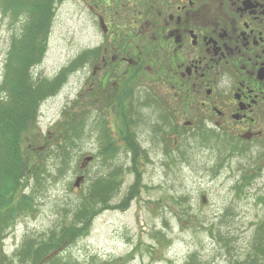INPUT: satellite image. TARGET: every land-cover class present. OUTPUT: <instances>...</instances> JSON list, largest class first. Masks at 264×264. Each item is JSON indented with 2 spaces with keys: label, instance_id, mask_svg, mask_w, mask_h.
I'll list each match as a JSON object with an SVG mask.
<instances>
[{
  "label": "rangeland",
  "instance_id": "374dc122",
  "mask_svg": "<svg viewBox=\"0 0 264 264\" xmlns=\"http://www.w3.org/2000/svg\"><path fill=\"white\" fill-rule=\"evenodd\" d=\"M1 4L0 100L7 106L11 93L1 86L5 65H15L12 37L25 34L27 18L4 15ZM47 32L46 39L39 34L44 54L30 69L32 79L45 93L43 81L65 76L58 92L37 109L32 131L21 137L38 178H23L16 201L32 196L33 208L10 221L0 245L3 255L14 264H32L28 240L48 241L55 231L74 225L88 232L55 250L48 245L43 260L62 252L68 264H260L264 145L216 149L185 134L171 137L162 149L145 129L144 136L128 137L120 149H102L106 137L118 140L115 127L100 104L88 99L85 63L76 71L80 66L71 65L97 40L84 5L57 1ZM22 48L24 54L34 49ZM86 157L93 160L82 169Z\"/></svg>",
  "mask_w": 264,
  "mask_h": 264
},
{
  "label": "flooded vegetation",
  "instance_id": "af4514ba",
  "mask_svg": "<svg viewBox=\"0 0 264 264\" xmlns=\"http://www.w3.org/2000/svg\"><path fill=\"white\" fill-rule=\"evenodd\" d=\"M79 1L97 37L84 51L88 99L118 139L102 149L145 129L162 149L185 134L264 145V0Z\"/></svg>",
  "mask_w": 264,
  "mask_h": 264
},
{
  "label": "trees",
  "instance_id": "16d2710c",
  "mask_svg": "<svg viewBox=\"0 0 264 264\" xmlns=\"http://www.w3.org/2000/svg\"><path fill=\"white\" fill-rule=\"evenodd\" d=\"M59 0H1V11L4 15L11 13L14 18L25 15V34L13 35L11 57L14 58L15 65H5V73L1 84L3 92H10V102L7 106H2L0 100V245L4 239V232L9 227L10 221L14 220L16 214L24 210L32 209V196L24 194L16 201V196L22 192L23 178H28L30 174L38 178L35 168L31 171L29 166L31 155L25 158L21 149L22 136L31 132V127L41 103L48 97L53 96L60 89L65 76L59 75L53 80H46L47 91L40 92V86L33 81L30 69L38 65V61L43 56V38L39 34L44 33L47 38L48 27L51 24L55 3ZM61 1V0H60ZM36 42V43H35ZM34 47L24 54L23 46ZM41 47V48H40ZM28 51V50H27ZM26 51V52H27ZM109 181V180H107ZM111 181V180H110ZM109 188V183H105ZM104 188L100 190H106ZM88 209L84 206V210ZM88 229L85 226L80 228L71 225L55 231L48 241L41 243L28 240L25 247H29L28 254L34 256L32 264H68V259L62 257V252L57 256L53 255L48 261L43 260L47 254L48 245L57 249L64 241H74L77 237L86 234ZM68 241V242H69ZM35 245H38L34 249ZM27 249V250H28ZM66 249V248H65ZM24 254V250H22ZM4 258L1 264H14V262L3 255L0 251V259ZM250 264V263H247ZM260 264H264V256Z\"/></svg>",
  "mask_w": 264,
  "mask_h": 264
},
{
  "label": "water",
  "instance_id": "95a60500",
  "mask_svg": "<svg viewBox=\"0 0 264 264\" xmlns=\"http://www.w3.org/2000/svg\"><path fill=\"white\" fill-rule=\"evenodd\" d=\"M91 159H92L91 157H88V158L85 159V161L87 162V161H90ZM83 179H84L83 176L79 177V178L77 179L76 186L79 187L80 182H81Z\"/></svg>",
  "mask_w": 264,
  "mask_h": 264
}]
</instances>
